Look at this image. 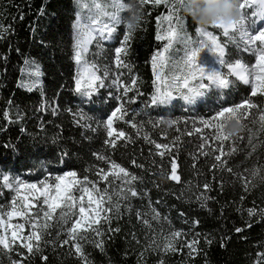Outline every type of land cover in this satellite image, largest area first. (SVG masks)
Returning <instances> with one entry per match:
<instances>
[{
	"label": "trees",
	"instance_id": "16d2710c",
	"mask_svg": "<svg viewBox=\"0 0 264 264\" xmlns=\"http://www.w3.org/2000/svg\"><path fill=\"white\" fill-rule=\"evenodd\" d=\"M85 2L93 5L92 0ZM96 2L103 6L106 0ZM243 10L247 16L254 11ZM120 15L122 18L124 13ZM166 15L168 8L163 4L144 6V20L127 43V52L121 54L128 67L117 68L115 59V48L121 47L126 32L123 21L115 26L111 41L99 42V45L94 42L87 53L86 60L101 69L99 75L106 66L110 69L106 85L117 74L121 85L131 87V81L136 80L135 87L124 97L125 101L135 102L125 103L127 116L114 119L116 132L109 137L104 121L119 105L113 97L121 95L122 88L106 86L91 98L75 91L78 66L73 45L77 0H0V26L6 29L0 37V230L9 223L22 222L25 230L21 237L25 242L33 231L28 218L7 217L13 200L17 199L16 192L5 186L3 176H8L10 181L41 186L42 181L53 184L56 176L75 171L81 182L85 176L96 182V173L110 167L105 160L97 159V155H102L138 178L132 185L138 195L120 201L119 215L102 211L98 224L86 232L78 230L82 235L76 241L63 244L69 239L67 229L79 216L77 209L66 206L63 211L68 222L57 223L55 219L51 222L52 227L43 231L40 253L28 254L19 240L12 251L0 248V264L13 261L85 264L75 254V243L81 245L87 264H160L161 261L163 264H257L258 258L264 261L261 256L264 254V130L259 119L264 115V95L252 97L250 86L237 81L234 87L223 92L208 90L191 105L175 92L176 98L170 104L151 105L156 88L163 90L166 86L157 81L152 66V57L164 52L167 44V40L156 39L158 32L163 35L169 27L163 20L157 27L158 19ZM176 15L181 17L179 24H176ZM172 26L179 30L180 36L164 53L166 63L160 69L164 82L178 74L186 54L198 48L201 39H207L197 33L191 18L184 17L178 8L173 14ZM205 30L212 32L224 46L226 62L240 59L249 67L255 63V56L245 51L242 43L224 37L212 26ZM202 51L210 53L219 65L213 53L207 49ZM225 69L222 71L227 73ZM34 70L39 73L34 75ZM30 76L40 84L27 90L21 84ZM246 98L257 107L249 110L242 120L244 131L223 144L207 139L201 149L213 130L204 129L200 121L210 119L218 107L241 103ZM161 119L177 123L171 127L166 124L153 127V122ZM132 123L137 127H132ZM194 128H201V132H195ZM119 132L125 135L117 139ZM177 137L179 142L173 144ZM106 140H115V146ZM155 144L168 145V154L161 156L159 153L166 150L157 149ZM220 149L225 153L221 156L224 163L215 159ZM202 151L209 155L201 154ZM171 161L178 166L180 183L166 178ZM254 170L256 175L252 174ZM205 183L209 185L208 190L203 188ZM121 184L120 180H113L112 184L99 180L97 187L115 193ZM83 186V183L75 185L73 194L81 195ZM202 193L207 199L197 200ZM40 207L37 203L32 210L33 218ZM104 207L111 205L105 202ZM153 209L160 214L158 219H152ZM249 209H254L255 214L250 216ZM142 219L149 220L151 227L142 223ZM116 228L120 231H113ZM237 228L241 231L237 232ZM93 229H99L102 235ZM172 231L182 233L174 243L176 251L149 248L153 241L162 245ZM101 240L103 250L95 246ZM186 244H192L196 251Z\"/></svg>",
	"mask_w": 264,
	"mask_h": 264
},
{
	"label": "snow or ice",
	"instance_id": "6c2138e0",
	"mask_svg": "<svg viewBox=\"0 0 264 264\" xmlns=\"http://www.w3.org/2000/svg\"><path fill=\"white\" fill-rule=\"evenodd\" d=\"M92 3L97 10V16L95 18L90 17V23L88 25H83L81 23V16L77 13V20L74 25L76 29L75 35V44L74 48V60L78 66L83 67L84 72H88V83L86 88H81V80L77 78L75 81L76 87L75 91L81 96L91 98L95 93L99 91L100 88L104 87H116L122 88L121 95L114 96L113 99L119 101V105L111 112L104 121V127L107 129V135L112 137L116 130L113 128L114 119H123L127 116V111L125 109V103H134V100L129 99L128 101L124 100V97L127 96L128 92L132 90L136 85V80L131 81V87L128 85H121L119 82L120 74H117L116 78L112 79L111 85H106L105 80L109 78L110 69L106 66L103 70L102 75H98L101 69L96 64L88 65L84 61V54L88 52V46L95 40L99 45L100 40H111L113 39V33L116 31L115 26L122 23L121 13L123 11V0H112L111 7L113 8L112 12L105 11L104 7L100 3H97L96 0H92ZM142 6L152 4L153 7L163 4L168 8V15L163 16L158 19L157 27H160V20L167 21L169 27L165 30L164 34L161 35L157 33V40H167V44L164 45V52L157 53L152 57V66L154 73L156 74L157 81L166 83L165 88L162 90L161 87H157L155 93L151 97L150 104L159 106L170 104L176 97L174 92L179 94V98L182 99L186 104H193L197 97L203 96L208 90H219L223 92L224 90L231 89L235 86L236 82H242L243 85H250V95L256 97L257 95H264V28L258 29L256 27L257 23L260 20H264V0H243L240 3L241 10V20L238 24L225 25L223 23H218L212 25L213 28L222 30L224 37L229 39H234L232 33L239 34L240 42L245 45V51H250L255 56V63L249 67L247 63H243L240 59H236L234 62H226L224 59L225 50L224 46L218 41L217 37L212 34L210 31L205 29H196L197 33L201 37H206L207 39H201L199 41V47L193 49L190 53L186 54L185 59L183 60V66L178 67V74L171 76L169 82H164L162 80L161 68L164 67L166 63L165 52L172 46L173 42L179 38L180 32L176 27L172 26L173 14L177 12L176 4L178 0H140ZM77 5L80 8L88 7L89 5L85 0H77ZM248 6H254L255 11L252 12L251 17L247 16L243 9ZM100 16L109 17L110 23H102L99 19ZM176 24L180 23L181 17L176 15L175 17ZM147 22V21H145ZM3 26H0V37L5 31ZM107 34V35H106ZM131 32L127 31L123 35L121 47L115 48V59L116 67H128L123 60L121 59V54L127 52L126 45L132 38ZM99 37V39H97ZM210 42V43H209ZM202 49H207L216 58V62L220 65L219 70L206 71L204 67L198 62L199 53ZM25 63H30L25 61ZM227 68V73L225 74L222 71V68ZM38 74V73H37ZM82 75L78 72V76ZM234 77L235 79H231ZM207 80V83L204 81ZM197 81L196 83H193ZM257 105L252 102L250 99H244L241 103H236L232 105H222L215 110L214 115L210 119L201 120L200 124L204 129H212L211 134L205 138V142L201 144V149L205 147L207 139H213L220 144L230 140L231 138L224 134L225 121L229 118L235 117L238 120H243L247 115L249 110L256 108ZM53 114H56V110L53 109ZM121 114V115H117ZM81 119H84L83 114L81 113ZM261 129L264 130V115L260 116ZM131 122V121H129ZM79 123V121H78ZM177 121L175 120H157L153 122V127H156L159 124H166L169 127L175 125ZM132 127H137L135 123H132ZM85 127H90V125H85ZM179 131V129H177ZM194 131L199 133L201 128H194ZM191 134V133H188ZM123 132L117 134V139L124 137ZM145 139H149L145 135ZM154 143V141H150ZM179 142V137L173 140V144ZM106 143L115 146V140H106ZM157 149L164 148L165 152H160L161 156L168 154L169 146L162 144H155ZM220 155H216L215 159L221 161V156L225 155L222 149L219 150ZM235 151V149H233ZM203 155H209L207 152H203ZM230 155L231 153H227ZM66 155V154H65ZM97 159L105 160L106 163L110 164V167L107 171L100 169L96 173L98 176V181L102 180L108 184H112L113 180H120L122 182L121 186L117 187L115 193L110 189H101L97 187L98 181H89L88 177L83 178V182L78 180L77 173L75 171H69L62 176H56L55 182L53 184H48L41 182V186L38 187L37 184H25L19 181H10L8 176H3V181L6 187L14 190L17 193V196H20L21 190H26L31 194V200L29 196L25 195L20 197L23 201L22 205L17 207V201L13 200L12 208L7 212V217L11 219L13 216H26L31 221V227L33 231L27 235L26 242L25 238H22L18 234L19 229H23L24 225H17V230H14L11 233L9 238L7 235H0V248L6 251H12L13 245L16 244L18 239L21 240V247L27 249V253L35 255L41 252V240L43 231L52 227V221L55 219L57 223L68 222L67 214L63 209L67 206L71 208V205L75 203V198L72 195V186L83 183L85 186L81 189V195L79 196V201L81 202L79 207V218H75L71 222V226L67 229V234L69 239L64 240L63 244H69L70 242L76 241L79 235H82L78 230L83 229L85 232L92 228L93 224H98L99 219L93 220L88 213L92 211V206L95 205L94 214L99 217L100 212L105 213L114 211L117 215L120 214V201H127L128 197H135L138 195V192L132 186L133 182L138 178L134 175H131L124 167H121L115 162H109L106 157L102 155H97ZM135 164V161H133ZM221 163H224L221 161ZM171 170L167 174V179L176 181L180 183L181 178L177 174V164L175 161H171ZM141 167V165H136ZM216 165H213L215 167ZM230 171V169H229ZM253 175L257 174V170H254ZM161 175H164L163 170ZM72 178L69 183H65L66 179ZM205 190L209 189V185L205 183L203 185ZM87 197V206L84 205L83 201ZM199 201H204L207 199L204 193L196 197ZM36 202V203H34ZM105 202H107L111 207H104ZM41 205L40 208L36 209V215L33 218L31 215L32 209L36 208V204ZM203 206V204H202ZM57 209H61V212L58 214ZM249 215H254L255 210L249 209ZM42 213V216H41ZM140 213H137V216L140 217ZM160 214L152 210V219H158ZM107 219V217H105ZM2 222V218H0ZM142 223L151 227L149 220L142 219ZM97 235H102L99 229H93ZM111 230V229H110ZM113 231H120L119 228L114 229ZM237 232L241 229L237 228ZM182 233L180 231H172L167 237L164 238L163 244H157L153 241L150 245V249L158 250L161 247L163 251H176L174 243L177 238L181 237ZM135 238V237H134ZM47 243V242H45ZM195 243V242H193ZM96 247L103 250V241H97L95 244ZM186 247L190 248L193 252L196 249L192 244H186ZM75 254H78L82 260L87 264V258L82 251V247L79 243L74 244ZM264 257V254H261ZM46 260V257H41ZM12 264H22V261H13ZM163 264V261L160 262ZM257 264H264L260 258L257 260Z\"/></svg>",
	"mask_w": 264,
	"mask_h": 264
},
{
	"label": "clouds",
	"instance_id": "9594fccd",
	"mask_svg": "<svg viewBox=\"0 0 264 264\" xmlns=\"http://www.w3.org/2000/svg\"><path fill=\"white\" fill-rule=\"evenodd\" d=\"M176 7L186 18H191L197 29H206L214 24H238L241 20L240 0H178ZM122 17L127 31L135 33L144 20V7L140 0H123ZM224 134L230 138L244 131L241 120L235 117L225 121Z\"/></svg>",
	"mask_w": 264,
	"mask_h": 264
},
{
	"label": "rangeland",
	"instance_id": "374dc122",
	"mask_svg": "<svg viewBox=\"0 0 264 264\" xmlns=\"http://www.w3.org/2000/svg\"><path fill=\"white\" fill-rule=\"evenodd\" d=\"M88 4V3H87ZM111 4H112V0H106V2L103 3V6L105 11L107 12H112L113 11V8L111 7ZM89 6L88 7H85V8H80L78 7L77 5V13L80 14L81 16V23L83 25H88L90 23V17L92 18H95L97 16V10L95 9L94 5H91V4H88ZM245 9H247L248 11L250 9H255L254 6H248L246 7ZM244 11V10H243ZM249 16V15H248ZM251 17V15L249 16ZM100 21L102 23H110V20H109V17L107 16H100L99 17ZM256 27L258 29L260 28H264V20H260ZM221 34H222V30H220ZM107 35V34H106ZM223 35V34H222ZM232 35L234 36V39L235 41L237 42H240L239 40V34L238 33H232ZM97 39H99V37H97ZM112 40V39H111ZM111 40H100L99 42H109ZM94 42H97V41H93L89 46H88V51L90 50V47L91 45L94 43ZM241 43V42H240ZM88 53V52H87ZM87 53L84 54V61L87 62L88 65H91L90 62H88L86 60L87 58ZM190 53V52H189ZM248 53L250 54L251 52L248 51ZM198 62L200 63V65L202 67L205 68L206 71H211V70H219L220 69V66L217 65L214 61V59L211 57L210 53H205L204 51H200L199 53V58H198ZM78 66V65H77ZM226 72H227V68L225 69ZM37 72L39 73V70H34L32 73L34 75H37ZM78 72H80L82 75L78 76ZM78 72H77V78H80L81 80V88L84 89L86 88L87 86V83H88V76H89V73L88 72H84L83 71V67L82 66H78ZM32 73L30 72V75H32ZM225 73V72H224ZM98 74V73H97ZM226 74V73H225ZM99 75V74H98ZM234 78V77H233ZM111 82L112 80L110 81L109 85H111ZM193 83H196V81H194ZM40 84V81L34 77H29V80H26L25 82H22L21 86L27 90H30V89H34L37 85ZM250 86V85H248ZM114 89H118L116 87H113ZM72 178H68L66 179L65 183H69V181L71 180ZM16 181H19V180H16ZM19 182H22V181H19ZM38 186V185H37ZM75 186V185H74ZM74 186H72V190L74 188ZM40 187V186H38ZM29 196V199L31 200V194H29L26 190H21L20 192V196H17V193H16V199H17V207H19L20 205H22L23 201L20 199V197L22 196ZM72 195L73 197L75 198V203L71 205V208H75L77 209L78 213H79V207H80V204L81 202L79 201V196L80 195H76V194H73L72 192ZM36 203V202H34ZM84 205L87 206V197L85 196V200L83 201ZM36 207H37V204H36ZM33 210V209H32ZM95 205L92 206V211H90L88 213V215L91 216V218L93 220L95 219H99L102 215V211L100 212V216L97 217L94 212H95ZM32 213V212H31ZM17 218H27L26 216H13L11 217V220H16ZM79 218V216H78ZM20 224H23L22 222H17V223H9L7 225H4L1 227V230H0V235H7L9 238L11 237V233L14 231V230H17L16 226L17 225H20ZM24 225V224H23ZM25 230V226L23 227V229H19L18 230V234L19 236H21V234L23 233V231ZM20 239H18L17 241H19Z\"/></svg>",
	"mask_w": 264,
	"mask_h": 264
},
{
	"label": "water",
	"instance_id": "95a60500",
	"mask_svg": "<svg viewBox=\"0 0 264 264\" xmlns=\"http://www.w3.org/2000/svg\"><path fill=\"white\" fill-rule=\"evenodd\" d=\"M172 182H176V181H173V180H171Z\"/></svg>",
	"mask_w": 264,
	"mask_h": 264
}]
</instances>
